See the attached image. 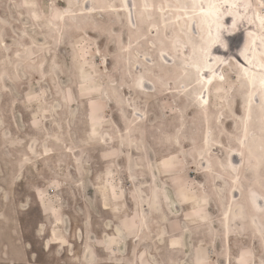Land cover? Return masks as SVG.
Masks as SVG:
<instances>
[{"label":"rangeland","instance_id":"374dc122","mask_svg":"<svg viewBox=\"0 0 264 264\" xmlns=\"http://www.w3.org/2000/svg\"><path fill=\"white\" fill-rule=\"evenodd\" d=\"M64 1L0 0V264H78L88 245L80 232L84 218H90L87 222L94 239L89 245L101 258L99 264L105 259V264H152L146 254L149 245L142 242L144 238L148 241L149 234H138L150 218L141 215V209L155 201L154 171L163 184L156 201L165 206L167 187L179 205L176 214L168 213L157 224L166 231L162 241L154 239L158 264H182L176 261L185 257L190 264H198L192 251H197L203 264H224L228 246L222 242V224L220 234L215 229L220 222L215 220L221 217L220 211L224 215L231 212V191L240 189L241 199L234 202L247 208L248 216L237 220L241 228L250 218L252 193L264 196V164H247L245 179L240 167L234 171L229 163L233 151L245 152L240 138L249 91L242 79L264 87V78L236 64L235 40L229 41L228 54H219V58L206 49L204 70L198 75L202 88L209 67L222 73L228 70L226 82L217 83L211 105L204 109L205 93L195 95L193 88L185 93L191 81L180 73L186 64L178 62L185 57L173 58L172 52H184L182 46L171 47L176 37L174 13L168 14L173 22L169 35L159 14L143 26L133 23L130 13L120 12L119 25L114 16L96 13L87 20L79 16L78 26L74 16L65 22L64 13H80L83 3L73 0L67 5ZM250 1L238 0L247 13L233 23L232 31L237 32L246 20ZM161 2L156 0V10L165 6ZM202 3L197 7L218 10L213 0ZM255 3V17L262 24L258 12H264L263 4L261 0ZM123 6L121 2L120 9ZM87 21L94 22L92 29H84ZM120 27L125 29L121 32ZM181 31L185 36L191 26L184 24ZM165 53L172 57L166 59ZM241 58L249 64L253 57L249 60L242 54ZM218 77L209 84L220 81ZM144 81L153 83L155 90H144ZM113 86L119 87L120 94ZM183 115L199 133L197 144L181 139L187 146L184 150L173 139ZM209 127L214 144L222 140L225 147L211 148L213 170L200 174L205 157L209 158L204 140ZM118 141L124 143L121 153ZM71 149L76 155L68 152ZM234 177L242 179V185L232 184ZM190 208L195 213L188 219L185 214ZM57 211L55 217L52 212ZM63 218L70 221L71 235L64 233ZM105 219H114V224L105 227ZM118 221L122 228L117 233ZM224 221H228L225 216ZM231 221L234 227L232 216ZM188 226L197 227L191 237L185 232ZM256 230L247 225V239L233 238L229 244L233 256H245L241 264H255L254 254H244L251 247L264 250V240L263 245L255 240ZM176 236L180 239L174 240ZM68 240L74 255H69ZM182 243H186L183 250L178 247ZM134 249L138 258L130 255ZM259 257L264 260V253Z\"/></svg>","mask_w":264,"mask_h":264},{"label":"bare ground","instance_id":"6f19581e","mask_svg":"<svg viewBox=\"0 0 264 264\" xmlns=\"http://www.w3.org/2000/svg\"><path fill=\"white\" fill-rule=\"evenodd\" d=\"M157 1L161 2L160 0ZM213 1H214L213 4H215L216 9H218L217 11L208 10L205 6L197 7V3L198 5L201 4L202 0L201 1L162 0L165 6L163 8L161 7V10L159 9L156 10L157 7L155 3L156 0H78V4H80V2L83 3V7L80 9V13L75 14L73 13V10L72 12L67 10V12L70 13L68 14H66L67 12L64 13L65 16L64 20L66 22L70 16H74L73 20L79 26L80 25L78 20L79 16L82 19L87 20L88 17H93L96 13L100 15L105 13L114 16L115 21L119 25V22L116 20V18L120 17L121 15L120 12H125L131 14L133 23H138V24L140 23L143 24L144 26L151 22L152 16L154 15L157 16V14H159L160 19H162V25L164 31L167 29L165 34L169 35L172 31L173 22L170 21V19L168 18V14L171 12L174 13L175 23H176V27H175L176 32L174 36L176 35V37L171 39L173 43L171 45H174L171 47H174L175 48L174 50H177L180 46H182L181 49L184 52L183 53H176L175 51L174 52L171 51V52L175 55L173 56L175 60H177V56L185 57L183 60L181 59L178 60L179 63L186 64V65L184 64L185 65V67L183 66L184 70L183 71L181 70L182 72L180 73L184 75L183 77H186V79L188 78L191 81L190 84L186 86V88L184 89L185 93L187 91L189 92V90H192L190 88L194 89L195 95L197 94L198 96H200L203 93H205L203 98L207 99V106L204 108L206 109L211 105V94L213 89L217 87V83L220 85L226 82L225 80L228 70V68L227 69L224 68L222 73L219 70H217L216 67L211 69H209L210 68L209 67L207 70H205L204 76L202 77L206 82L204 87L202 88L201 85L202 82H200L201 78H198V75H201L202 70H204L202 64H203V59L205 57L204 51L206 49L209 50L210 52L209 54H212L213 56L215 55L217 58H219V54L220 55L228 54V52L231 50L229 41L235 40L236 41L235 43H238L237 45L238 49L236 51L238 53H236L235 55L237 58L235 59L236 64L245 68L249 74L253 73L255 76L258 75L264 78V12L262 11L258 12L260 14L261 19H263L262 24H260L256 20L254 13L255 10L254 6H256L257 4L255 3V0H251L250 1L251 9H249L250 12L248 11L246 20H243L242 25H240V29L236 32V31H232L233 23H235L237 19L239 20V17L247 13L243 9L242 2H238V0H213ZM64 2L67 5H71L74 1L65 0ZM84 2H86V5H84L85 4ZM121 2L124 3L122 9H120ZM261 3L263 4V9H264V0H261ZM252 18L254 19V22H252L253 21ZM93 23L94 22L91 21L86 23L84 29L86 28L92 29ZM96 23L98 25L96 28H98L99 23L98 22ZM122 24L124 23L122 22ZM184 24L191 26V31L189 33L184 34L185 36L181 34L182 32L181 28L183 27ZM122 29H125V27H120L121 32L123 31ZM152 31L155 32V29ZM218 34L220 36L221 41L223 42V45L221 43L216 42V38ZM133 35L131 37H133ZM183 38L185 41H183ZM238 38L241 39V41ZM168 50L170 51L171 49ZM242 54L245 56L246 59L249 58V60L251 59V56L253 57L252 60H250L251 62L249 64L242 60L241 58ZM169 55L170 54L168 53L164 54L166 59H169L168 57ZM170 56L172 57V55ZM212 61L213 60L211 59L210 62ZM260 65L262 67H260ZM245 66L248 68H246ZM218 75L220 81H215V83L209 84L210 82H213V78ZM242 82L249 91V97H247V104H246L247 106L245 110V119L243 121L242 134L240 138V144H241L240 146H242L245 152H243L242 150L233 151L234 154L232 155V159L230 160L229 163L232 169H234V171H236L237 167L238 168L240 167L239 168L240 175H242V177L244 176L246 179L248 178V174H249V170L246 166L247 164H250L251 162L253 163L256 162L257 166L264 164V87H262L260 84L259 85L258 84L256 85L255 83L253 84L252 83L253 81L249 79L246 80L242 79ZM142 88L146 91H154L155 85L150 81H144L142 83ZM113 89L117 94H120V89L118 86H113ZM200 90L202 92H200ZM105 92L107 91L105 90ZM188 95L190 94H187V96ZM183 96L186 97V94H184ZM237 101L239 102V99H237ZM197 135H199V133L196 131V128H194V126L192 125H189L186 116L183 115L178 128H176V130L173 133V139L176 142L178 149L184 150L185 147H187L180 143L181 139L183 138H187L190 143L197 144L198 142V138L196 137ZM204 140L207 141L206 152L208 153L209 158L205 157L202 166L203 170L199 173L209 174L213 170V165L210 162V158L212 156L211 148H214L215 145L218 148H223L225 147V145L222 140H216L214 144L210 127L208 129H205L204 131ZM201 142H203V140H201ZM118 143H119L118 145L120 146V153H121L124 148V143L122 141H118ZM68 152L76 155V152H74V150L72 149L68 150ZM241 180L242 179H238L234 177L232 179L233 181L232 184L236 183L239 185V183L242 182ZM255 185L256 184L254 183V185L252 186L256 187ZM233 193H235L234 196L237 197V195L239 196V193H241V191L240 189L236 188L234 191H231V197L233 196ZM243 198H245V196ZM246 201L244 200V202ZM251 201L254 205H257V209L260 211L263 206L264 196L260 194L252 193ZM228 202H230L229 199ZM231 206L233 208V204ZM231 216H232L231 212L227 211L225 217L227 218L228 221L225 223L230 224Z\"/></svg>","mask_w":264,"mask_h":264},{"label":"flooded vegetation","instance_id":"af4514ba","mask_svg":"<svg viewBox=\"0 0 264 264\" xmlns=\"http://www.w3.org/2000/svg\"><path fill=\"white\" fill-rule=\"evenodd\" d=\"M154 179H153V191H154V194L152 196V198L155 200L153 202V204L151 205H148L146 208H142L141 209V215L143 216H149V222H146L144 224H142V227L139 229V237L140 236H143L145 233L149 234V239L148 241L144 239H142V242L144 244H148L149 245V248L146 249V254H148V256L150 257V260H151V263L152 264H158L159 263V260L158 258L156 257V255L154 254L153 250H155V242H154V239H158L160 241H162L164 239V236H166V231L165 229L160 225V226H157V224H159V221H161L163 218H165V216L169 213V214H176L178 209H179V205H177L174 201L175 198H173V195L171 194V191H168V188L165 187L164 188V202H165V206H163L160 202L156 201L157 200V195H158V192L159 190L163 189V184L161 182H158L157 180V176L155 175L156 172L154 171ZM136 189H141L140 187H136ZM235 193H233V198L235 197L234 196ZM178 199V201L180 203H184V201L180 198V196L178 195H175ZM140 199L142 200V197L140 196ZM241 199V193H239V196L237 195V197L234 198V201L235 200H239ZM92 200V199H91ZM178 202V203H179ZM232 204H233V208H231V215L232 217L234 218V227L231 226L230 224V227L226 225L225 221H224V214L222 213V211H220V216L219 219L217 218L215 221L216 222H220V223H217L216 224V231H218L220 234L221 231H220V225H221V228L224 232V237H223V243L227 244L228 248H227V251H225V259H224V264H241L239 263L240 261H242L245 256L243 254H240L241 256L238 257L237 255L236 256H233L232 255V251L230 250V242H232L233 238H236V239H247V236L245 233H247V225H250L252 227H256L257 230H256V238L255 240L256 241H260L261 242V245H263V240H264V237H263V233H264V222H263V217H264V201H263V206L261 208V212L257 209V205H254L253 203L251 204L252 207H251V213L254 214L252 216V214H250V218H249V221L247 223H244V227L241 228V222L240 224L237 223V220L238 218L241 219L243 218V220L248 216V212H247V208L243 207V204L241 203H235L232 201ZM53 214H56L55 217H57V214L59 213V211L57 212H52ZM194 209H189L188 212H186V216L188 219H191V216L193 215L194 216ZM62 214V213H61ZM197 214H200L197 212ZM66 220V221H65ZM114 220V219H113ZM111 219H105V220H102V224L106 227V226H110L114 223H112ZM221 220H223L221 222ZM56 220L54 219V227L56 226ZM90 221V218H84V231H80L83 233V238L85 239V243H88V245H86V247L84 248V251L81 252V255H80V258H79V262L78 264H99V260L101 259L94 251V249L89 245V243H91L93 241V237H94V234L91 232L92 230L90 229L91 227V224L88 223ZM62 224V222H60ZM232 223V221H231ZM218 225V226H217ZM63 226H64V233L67 234V235H71L72 232H71V229H70V221L69 219L67 218H63ZM119 227L122 228V225L119 223V221L117 223H115V227L116 230H117V233L120 231ZM233 227V228H232ZM54 230V228H52ZM52 229H50V236L47 240V242L45 243V248L48 249L49 248V243L51 242V231ZM87 231H86V230ZM197 229V227H193V228H190V226H188L186 229H185V232L187 234V236L191 237L193 235V231H195ZM231 229V231H234L235 232H230L229 230ZM237 229V230H236ZM37 233L38 234H41L43 232L42 230V227H39L37 228ZM116 232L114 234H117ZM232 235L231 238H228L227 235ZM235 235H238L235 236ZM77 238H78V232H77ZM180 239L178 236H176L174 238V240H178ZM220 238H221V235H220ZM222 239V238H221ZM256 245H259V244H256ZM68 247V252H69V255H74V251L72 250V245L69 243V240H68V244L66 245ZM178 247H181V249L183 250L185 247H186V243H182L180 246ZM59 251H61L62 248L61 245L57 247ZM119 249L122 251L123 250V246L120 245L119 246ZM91 250V251H90ZM135 249L132 250L131 252V256H135L138 258V254H137V251H136V254H135ZM89 252V253H88ZM191 252V251H190ZM4 254L2 255V257L6 258L7 256V253L6 252H3ZM247 253H250L251 255L254 254L255 255V264H264V260L261 259L259 257L260 254H263L264 253V250L261 252H259L257 250V248L255 247H251L250 250L248 252H245L244 254H247ZM134 254V255H133ZM192 254L194 255V258L195 260L197 261L198 264H203L205 261H201L198 257H197V251H192ZM88 255V256H87ZM191 257V256H190ZM129 258V257H128ZM180 260L176 261V262H179V261H182V264H190L191 262H189V258L188 257H185V258H179ZM121 258L118 259V262H120ZM176 260V259H175ZM174 261V260H173ZM104 264L107 263L108 261H106V259L103 261ZM124 263V262H123ZM130 263V262H129ZM132 264V263H131ZM136 264V262H135Z\"/></svg>","mask_w":264,"mask_h":264},{"label":"snow or ice","instance_id":"6c2138e0","mask_svg":"<svg viewBox=\"0 0 264 264\" xmlns=\"http://www.w3.org/2000/svg\"><path fill=\"white\" fill-rule=\"evenodd\" d=\"M216 42L221 43L223 45V42L221 41L219 34L217 35Z\"/></svg>","mask_w":264,"mask_h":264}]
</instances>
